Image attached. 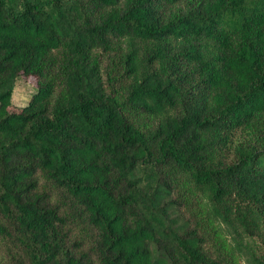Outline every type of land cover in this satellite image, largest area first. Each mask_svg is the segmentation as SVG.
Returning <instances> with one entry per match:
<instances>
[{"label":"trees","instance_id":"trees-1","mask_svg":"<svg viewBox=\"0 0 264 264\" xmlns=\"http://www.w3.org/2000/svg\"><path fill=\"white\" fill-rule=\"evenodd\" d=\"M181 189L264 264V0H0V264H227Z\"/></svg>","mask_w":264,"mask_h":264},{"label":"rangeland","instance_id":"rangeland-1","mask_svg":"<svg viewBox=\"0 0 264 264\" xmlns=\"http://www.w3.org/2000/svg\"><path fill=\"white\" fill-rule=\"evenodd\" d=\"M110 63V61H108ZM37 83L33 77L20 76L16 82L13 94V111H18L28 104L31 97L36 93ZM177 198L183 202L186 209L192 216L193 220L199 223L202 233L209 239L210 245L213 246L215 252L221 255L227 264H245L244 260L236 253L229 238L218 229L213 232L206 227L207 233L203 232L205 222H209L206 218L204 202L197 198L195 194L187 190H179ZM217 227V225H216ZM2 242H0V245Z\"/></svg>","mask_w":264,"mask_h":264}]
</instances>
